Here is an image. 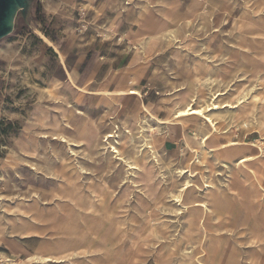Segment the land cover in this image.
I'll return each instance as SVG.
<instances>
[{
  "label": "rangeland",
  "instance_id": "1",
  "mask_svg": "<svg viewBox=\"0 0 264 264\" xmlns=\"http://www.w3.org/2000/svg\"><path fill=\"white\" fill-rule=\"evenodd\" d=\"M47 1L33 0L26 16L23 18L18 15L12 33L0 41V218L6 224L7 232L9 216L4 211L6 204L13 207L15 202L29 203L36 200L33 197L36 195L42 208L54 209L60 232L54 235V230H47L27 237L13 234L14 238L0 239V264H9L7 260L29 264L28 256L42 253L45 245L50 247L53 242L77 245L83 241L86 245L84 248L94 246L104 241L109 228H114L111 240L116 246L123 253L134 256L131 264L205 262L200 256L199 240L205 230L216 236L220 244H226L227 252L237 251L242 263L248 264L253 247L247 242L250 236L248 223L260 222L263 217L259 212L245 216L239 195L230 192L225 213H210L202 218L199 214L196 223L189 226L187 212L174 203L172 197L177 195L184 177L188 175L181 177V170L191 171L193 184L200 189L206 177L214 185L224 187L228 173L221 167V161L233 165L238 157L249 155L246 153L247 148L253 155L264 148V129L259 127L261 118L255 116L257 120L250 119L245 124H239L232 121V114L225 110L215 113L212 118L217 122L218 132L210 136L207 147L216 151L220 144L228 141L240 145L219 153L212 152L207 156L206 168L196 164L195 155L188 148L200 152L204 150L201 138L210 135L209 126L196 116L176 120L174 113L177 107H183L192 99L196 100L197 106L206 108L211 97L216 94L226 93L219 100L234 103L239 97L236 88L251 92L249 98L262 91L260 86L254 88L253 84L257 80L244 67H247L246 62L255 51H264V0H195L201 3L196 10L198 13L189 12L192 0H155L153 4L147 3L158 19L156 24H165L166 21L169 27L175 29V32L165 37L163 35L156 42V51L165 52L161 57L157 54L148 55L151 51L148 48L140 50L144 38L141 41L139 35L146 29L137 32L143 25V19L137 16L145 0H122L120 18L124 23L113 27L111 32L98 30L96 33L100 35H97V40H100V52L105 57L100 67L102 76L112 67L116 72L115 77L112 80L111 77L110 81L108 79L105 87L89 89L83 87L82 81L72 73L78 86L96 91L95 96L99 97L88 94L82 99L74 93L75 102L69 103L61 87L57 89L51 82L53 77H62L57 64L58 57L51 46L58 53L59 50L51 39L60 42L61 36L72 37L71 43L64 48L73 52L68 59V66L71 67L92 46L89 32L95 25L90 22L88 9L76 4L66 8L73 23L63 32L59 31L54 28L55 23L50 21L52 16L48 17L49 13L44 11L43 6ZM171 6L169 19L161 15ZM79 8L84 10L82 17L78 15ZM63 25L59 24L60 27ZM132 56L141 59L136 66L130 64ZM60 59L63 62V58ZM105 60H108L107 64ZM225 65L227 69L223 68ZM122 89H135L140 97L131 96L127 100L129 96L109 97L106 94ZM77 99L83 100L80 107L77 106ZM148 103L154 107L152 111ZM141 105H145L154 117L170 122L164 126L156 125L143 113ZM43 106L55 110V115L60 119L54 118L58 126L54 124L51 133L46 129L47 119L43 125L32 123L34 127L30 133L35 138L36 149V157H32L23 154L16 146V141L22 136L34 108H38L40 113V107ZM77 110L82 114L78 115ZM80 119L90 121L99 129V148H72L71 152L59 140H52L54 135L74 140V130L83 122ZM43 133L47 137L44 138ZM108 134L113 138L106 139ZM130 134L133 135L139 156L144 149L143 136L155 142L151 145L152 152L148 149L143 151L152 173L149 190L141 184H134L136 180L127 174L128 167L115 160L116 154L111 153L110 146L120 148L125 138L128 139V145H132L128 138ZM259 159L248 166L255 175L248 170H238L239 180L247 189L254 187L256 178L261 182L264 158ZM27 160L37 171L24 167ZM61 169L85 200V210L68 206L67 200L53 196L56 187L51 178L61 176ZM261 186L264 187V181ZM91 187L102 189L103 193L97 195ZM204 198V194L194 190L193 194L186 196L184 205L203 201ZM263 200V196L255 195L258 204L263 203ZM104 201L110 209L109 216L96 209ZM41 226L44 228L46 225ZM17 242L25 244L30 254L21 257L24 251ZM259 246L261 248L254 264H264V242ZM84 248H79L78 252H84ZM94 259L81 254L74 262L99 263Z\"/></svg>",
  "mask_w": 264,
  "mask_h": 264
},
{
  "label": "bare ground",
  "instance_id": "2",
  "mask_svg": "<svg viewBox=\"0 0 264 264\" xmlns=\"http://www.w3.org/2000/svg\"><path fill=\"white\" fill-rule=\"evenodd\" d=\"M147 3L149 4V2ZM147 3L141 4L137 16L138 18L140 17L143 19V25L141 26V28L140 27L138 28L137 32L141 33L142 28L146 29L145 32L139 35L141 41H143L144 38L140 50L141 49L145 50L146 48L152 50V48L155 46L159 38L163 37V35L165 37L166 34L175 32V29L169 27V23H166V21L165 24L159 22H157L158 24H156V21L158 19L155 17V13L152 10V8L147 6ZM202 4L203 6L205 5V3ZM199 6H201L200 2H196L195 0H192L189 12L193 13L194 11L197 10ZM171 9L172 6L162 11L161 15L166 16L169 19L172 14ZM43 39L48 44H51L45 37H43ZM246 65L247 67H244V70L248 73H252V77L256 78L257 83L253 85L254 88L259 86L261 87L262 91L260 93L252 94L249 98L248 94H250L251 92L249 93L248 91H241L240 88H236L235 92L238 93L239 97L236 99L234 103L221 102L219 100V97H223L224 95H226V93H223V94H216L213 97H211L212 100L210 99L211 100L210 104H208L206 108L197 106L196 100L194 99L186 103L183 107L180 108L177 107L176 112L174 113V118L176 120L180 121L181 119L184 118L196 116L201 118L205 122V124H207L210 128V133H209L210 135L201 138L202 146L204 149L202 152L188 148L191 151V154L195 155L196 164H200L207 168L208 165L207 156L210 155L212 152L216 153L217 151V153H219L226 149L228 150L235 146L240 145V143L228 141L227 143L220 144L219 150L216 151H213L212 149L207 147L206 142L210 139V136L218 132L217 122H215V120L212 118V116L215 113H219V111L225 110L224 112H229L232 114L231 115L232 121H235L239 124H245L250 119L257 120L255 116H258L261 118L259 127L261 128V130L264 129V51L262 50L255 51V54L248 62H246ZM227 67L228 66L225 65V67L223 68L227 69ZM53 86L58 89L60 85L59 83L54 82ZM65 86H67V88L71 92L79 93L82 96L84 95L86 96L88 94L97 95L96 91H88L78 86L76 84V79L72 73H68L67 82ZM57 91L55 89L56 93ZM106 94L109 97L140 96V93L135 89H128V90L122 89L119 90V92H115V93L106 92ZM230 95L231 96L234 95V92L231 93ZM141 110L143 111V113L147 114L149 120H151L158 126L168 125V123L170 122L169 120H160L154 117L153 115L150 114L149 110H147V108L144 106L142 107ZM76 113L78 115L82 114V112L78 110L76 111ZM136 118L137 116L134 117L135 120ZM80 120L83 121L82 119ZM45 122H46V117L40 116L39 109L34 108V111L31 113V116L27 120L28 125H25L24 132H22V136H20L19 139H17L16 141V146L23 154L36 157L35 138L30 133L31 129L34 127L32 123H38L43 125ZM57 126H58V121H55V127ZM140 128L143 130L142 127ZM75 130H74V138H75L74 140H71L70 138H66L63 135H58V136L54 135L52 136V140L54 141L59 140V142L62 143L65 147H68V149L71 152H73L72 148H79V149H90L92 147L99 148L100 146L98 139L99 129L96 126H94L90 121L81 122L80 127L76 128ZM152 130L154 131V129ZM42 135L44 138L47 137L45 133H43ZM150 137L153 138L152 135ZM108 138H113V136L111 134H108L106 136V139ZM128 138L130 139V141H132V145L129 146L128 142H126L127 138H125V141L121 143L120 148H117L116 146H110L111 153L116 154L114 157L115 160L124 164V166L128 167L127 174L133 178L132 180L134 179L136 180L133 181L134 184H141L146 190H149L150 189L149 183L151 181L152 173H151V167L149 166V163L146 160L143 151L148 149L150 150V152H152L151 145H154L155 142L143 136L142 147H144V149L141 150L139 156L138 151L136 150V147L134 145L133 135L130 134ZM30 143H32L33 145ZM14 153L15 152L13 150L12 154ZM259 157L264 158V148L258 150V154L256 155L249 154L238 157L233 165H229L225 161H221V165H222L221 167L226 169L228 173L227 183L223 184L224 187H219L214 185L212 183V180L209 177H206V181L203 180L202 182L203 188L200 189L199 187H195L193 184L192 172L188 170L187 171L181 170L179 171L181 177L184 176L185 174L188 175L184 177V183H182V185L180 186L178 193H176L177 195L173 197L171 196L175 200L174 203H177L181 207V209L187 212L189 218L188 220L189 226H193V224L196 223L195 221L198 219L199 214H201V218H202L203 215H207L210 213H216V214L225 213L226 212L225 207L227 206L229 195H231L230 192H235L239 195L240 197L239 199L241 200L242 208L244 209L245 216L247 214L255 215L257 212H259L260 215L263 217V219L257 223L256 222L255 223L251 222V224L248 223L250 225L249 226L250 236L247 242L248 245L253 246L249 253L250 255H249L248 264H254L256 262V258L258 257V252L260 251L259 249L261 248L259 244L261 245L264 242V200L263 203L261 204H258L255 201V195L257 196L261 195L264 197V187L261 186V182L259 181L258 178H256L254 180L255 181L254 187H252V189H247L244 185L241 184L238 175H239V171H242L243 169L248 170L251 172V174L255 175V172L249 169L248 166L249 163L253 162L257 158L259 159ZM28 161L29 160H27L24 167L29 168L28 170L30 171H37L36 167H34L31 164H28L29 163ZM59 174L61 176H55L58 180L51 176L52 177L51 182L56 187L55 191L53 190V196H57L60 199L67 200L68 206L71 205L73 207H79L81 209L84 208L83 210H85L87 204H85V200H83L82 196L78 194V189L76 188L74 183L70 182L69 178H67V174L64 173V170L62 169L59 170ZM22 183L25 184V181L23 180ZM91 188H92V192L97 195H101L103 193L102 189H96L94 187ZM194 190H197L198 192L204 194L206 198H204L203 201L200 202L192 203L190 205H184V200L186 196L188 194H193ZM33 197L36 200L30 201L29 203H25L21 201L15 202L13 207H9L10 205L6 204L7 208H5L4 211L8 213L9 216V218L7 219V224H9V229L6 232V224L3 223L0 218V239L14 238L12 236L13 234H18L19 237H27L32 234H39L40 231L45 232L47 230H54L55 231L53 233L54 235L60 232L59 231L60 227L57 222V215L53 212L54 209L42 208L41 205L39 204L38 196L34 195ZM1 200L2 199H0V202ZM96 209L98 211L106 212V215L109 216L110 209L106 207L105 201L102 206H97ZM41 224H44L46 226L43 228ZM113 230L114 228H109L108 232L105 234L106 238L104 239V241H100L94 246L88 245L86 248H84L86 245L83 244V241L77 245H69V244L65 245L60 242H53L54 244L50 247H47L45 245V248L42 253L28 256L27 260H29L30 262L29 264H77L76 262H74V260H76L77 256L83 254V255H87L90 258H95L94 261L99 262L97 264H131L134 256L131 253L128 254L123 253L120 250V248H118L116 244L111 240V235L113 233ZM199 240H200V250L202 254L200 256L205 259V262L202 261L200 262V264H243L242 261L240 260L239 253H237V251L231 250L227 252L226 251L227 245L220 244L219 239L216 236H214L212 233H210L208 230L207 231L205 230L203 232V236L200 237ZM107 246H110L111 249H108ZM82 247L84 248L83 250L85 251L79 253L78 252L79 248ZM7 262L9 264H17L10 260H7Z\"/></svg>",
  "mask_w": 264,
  "mask_h": 264
},
{
  "label": "crops",
  "instance_id": "3",
  "mask_svg": "<svg viewBox=\"0 0 264 264\" xmlns=\"http://www.w3.org/2000/svg\"><path fill=\"white\" fill-rule=\"evenodd\" d=\"M155 0H145L143 3H151L153 4ZM121 2L122 0H48L45 5L43 6L44 11L47 14L48 17L52 16L50 18L51 22H54V28L59 29V31H64L69 24H72V18H70V15L68 13V10L66 9L67 7L70 6H75L76 4H81L82 6L85 7V9H88L90 13V22L94 25L93 30H90V36L89 40L91 41L92 46H90L87 49L86 55L81 57L79 56L78 59H76L75 63L71 64V67L68 66V59L69 55L72 54L73 52L71 50H65L64 48L71 43V36H61L62 41L58 42V40H52V42L55 44V47L59 50V53L54 49V47L51 46V49L53 53L58 57L57 64L59 67V71L61 74V79H57L53 77L51 79V82H57L59 83L61 87V91L64 92L65 98L67 99L66 102H75L74 98V93L71 92L67 86H65L67 82V74L68 72L74 73L75 76L78 78L79 81L81 82V85L83 87H88L89 89H95V88H101L105 87V84L108 82V79L110 81L115 77L116 72L114 71V68L110 67V71H107V73L102 76L100 67L103 65L101 61H103L104 56H102L100 50L102 49V46L100 44V40H97V35L98 30L102 32H111L113 27L117 25H122L124 23V20H121ZM142 4V3H141ZM129 5V4H127ZM79 11L84 10L82 8H79ZM60 23H63V26H59ZM93 25V26H94ZM68 33V32H67ZM100 36V35H99ZM98 36V37H99ZM95 47V48H91ZM165 52L161 51H156V48L153 47L152 50L148 55H155L157 56H163ZM147 55V56H148ZM60 57L63 58V62L61 61ZM158 57V58H160ZM102 59V60H101ZM109 59V57H108ZM130 61L131 66H136L139 64V61L141 59L136 58L135 56H132ZM106 64L108 63V60H105ZM82 66H84L83 69ZM82 70V71H81ZM114 71V72H113ZM101 91V90H99ZM104 91H106L104 89ZM118 91V90H117ZM112 92V91H111ZM76 95L80 96L82 99H85L86 97L81 96L79 93H75ZM94 97H99L95 96ZM129 96L127 100L130 98ZM140 97V96H138ZM74 99V101H73ZM77 99V106L80 107L81 101L83 100ZM105 100V99H104ZM79 102V103H78ZM145 106V105H141ZM149 109L152 111L154 107H151V105L148 103ZM40 116H45L46 119L48 120L46 129L49 131V133L53 132L54 129V124L55 120L54 118H59L58 116L55 115L56 111L55 110H50L49 107H40ZM64 117H62L63 119ZM60 119V118H59ZM246 153H250L249 148H247ZM1 166V165H0ZM7 166H5L6 168ZM57 171V170H56ZM263 172V173H262ZM261 183L264 181V164L262 165L261 168ZM17 244L22 248L24 253L21 255V257H26V254H30V249L25 245V244H20L17 242ZM7 254L9 255L10 253L7 251ZM1 262V261H0Z\"/></svg>",
  "mask_w": 264,
  "mask_h": 264
},
{
  "label": "water",
  "instance_id": "4",
  "mask_svg": "<svg viewBox=\"0 0 264 264\" xmlns=\"http://www.w3.org/2000/svg\"><path fill=\"white\" fill-rule=\"evenodd\" d=\"M33 0H0V41L10 35L18 15L29 12Z\"/></svg>",
  "mask_w": 264,
  "mask_h": 264
},
{
  "label": "built area",
  "instance_id": "5",
  "mask_svg": "<svg viewBox=\"0 0 264 264\" xmlns=\"http://www.w3.org/2000/svg\"><path fill=\"white\" fill-rule=\"evenodd\" d=\"M78 15H79L80 17L84 16L83 11H79Z\"/></svg>",
  "mask_w": 264,
  "mask_h": 264
}]
</instances>
